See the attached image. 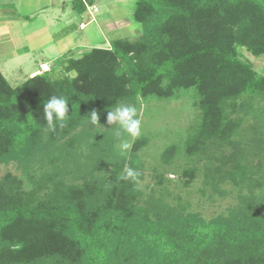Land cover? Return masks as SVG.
I'll return each mask as SVG.
<instances>
[{
    "label": "trees",
    "instance_id": "16d2710c",
    "mask_svg": "<svg viewBox=\"0 0 264 264\" xmlns=\"http://www.w3.org/2000/svg\"><path fill=\"white\" fill-rule=\"evenodd\" d=\"M98 1L69 4L81 15ZM134 1V40L69 49L56 78L51 68L12 87L0 73V165L17 172L0 175V264H264V71L241 52L264 56V0ZM54 95L69 112L53 130L43 104ZM180 98L195 121L152 173L159 187L171 172L185 187L200 177L210 200L234 196L208 220L165 187H140L149 134L124 151L107 123L120 104ZM127 167L137 182L117 180Z\"/></svg>",
    "mask_w": 264,
    "mask_h": 264
},
{
    "label": "rangeland",
    "instance_id": "374dc122",
    "mask_svg": "<svg viewBox=\"0 0 264 264\" xmlns=\"http://www.w3.org/2000/svg\"><path fill=\"white\" fill-rule=\"evenodd\" d=\"M0 1H2L0 2V12L8 13L10 18H16L19 14L25 13L15 5H8L10 3L7 2L8 0ZM46 3L47 0H40L38 5L42 7ZM51 8L49 7L42 12L44 18H41L40 14L33 17L35 18L33 21L35 27L31 26V23L22 30L28 41V47L18 49L21 55L17 54L18 51L14 42H11L6 35H0V73L12 87L20 85L27 77L35 76L44 69H47L45 72L50 73L52 68L51 76L53 78L59 77L62 68L58 65V59L68 51L67 46H70L71 43V53H68V56L78 58L94 47L109 48V42L112 40L119 38L134 40L140 35V28L132 20V13L135 9L134 0H99L96 7H89L87 13L81 15L73 11L69 4L60 18L53 14V10L55 13L58 12L57 6L53 5ZM38 21L45 23L41 24ZM80 22L84 23L80 26V28H84L83 30L78 29ZM68 23L72 24L74 30L70 35H65ZM4 27L3 24L0 25V32L4 33ZM37 30H40L39 34L36 32ZM32 36L35 38L33 41ZM65 38L68 40L63 43L62 40ZM75 38L83 39L85 42L77 41L74 43ZM76 45L79 48H76ZM241 52L243 58L252 65V68L257 73L262 74L264 56L254 58L244 50ZM74 75V73L68 74L69 77ZM138 115L142 121V133L150 136L148 145L143 148L139 157L144 166L139 182L140 187L153 186L158 192L161 191L159 188L165 187L172 198H170L171 201L179 198L180 203L186 204L189 211L199 213L205 220L224 214L225 210L235 202L233 195L222 198L214 195L213 200H210V188L205 189L206 195L201 192L203 187L200 177L190 186L185 187L182 184L184 179L171 172L165 174V179H168L169 182L164 183L163 187H159L156 185V179L152 173L153 170L161 173L167 168L159 160L160 153L166 145L175 140L174 134L176 132L183 133L195 121L196 111L192 108L190 100L180 98L178 100H152L141 103ZM136 138L129 137L127 142L131 143ZM180 162L181 165L183 164L181 168L188 166V162L185 160ZM7 170L17 173L12 165H0V175ZM219 188L221 191L236 193V190L228 183Z\"/></svg>",
    "mask_w": 264,
    "mask_h": 264
},
{
    "label": "clouds",
    "instance_id": "9594fccd",
    "mask_svg": "<svg viewBox=\"0 0 264 264\" xmlns=\"http://www.w3.org/2000/svg\"><path fill=\"white\" fill-rule=\"evenodd\" d=\"M89 7L87 8V10ZM44 118L46 119L49 128L55 129L56 123L62 122L66 119L69 112V100L64 96H52L47 102L43 104ZM87 117L88 124L94 129L99 124L97 112L93 110ZM107 123L110 129L113 125L115 128V135L122 138V149L127 151L131 148V144L125 142L126 137L136 138L142 134V121L138 118V112L134 105L120 104L108 112ZM104 128V127H103ZM105 129V128H104ZM140 173L132 168L127 167L123 175L117 177V180L131 181L133 183L138 181Z\"/></svg>",
    "mask_w": 264,
    "mask_h": 264
},
{
    "label": "crops",
    "instance_id": "0c3cea01",
    "mask_svg": "<svg viewBox=\"0 0 264 264\" xmlns=\"http://www.w3.org/2000/svg\"><path fill=\"white\" fill-rule=\"evenodd\" d=\"M69 1L71 0H47V3L42 6V7H39V2L40 0H8L7 2H10L8 3V5H15L18 7L19 10H23L25 13L23 15H18L16 18H10L8 17V13H3L4 11H2V13L0 12V25L3 24L5 27L3 29V32H0V35L3 34V36L6 35V37L9 38V40L11 42H14L16 44V49L18 51L19 48H25V47H28V41L25 37V35L22 33L23 29H26L27 26H29L31 23V26L35 27L33 23L34 19L33 17H36V15L41 16V18H44V15H43V11H45L46 9H48L49 7H53V5L57 6V9L58 12H54L53 10V14L56 16V17H59L60 18V15L63 14L66 9H67V6L69 5ZM2 2V1H0ZM61 4V6H60ZM97 4H95L93 7H96ZM52 9V8H51ZM54 9V8H53ZM93 11V10H92ZM95 12H96V8H95ZM87 13V12H85ZM87 19H88V16H87ZM59 20V19H58ZM46 22V20H44ZM87 21V20H86ZM20 22V23H19ZM40 22L41 24H44L45 22H41V21H38ZM102 24L103 21H102ZM81 25H84V23L80 22L78 24V29L79 30H83L84 28H80ZM67 31H66V34L65 35H70V33H73V26L71 23H68V27H66ZM70 29V31H69ZM38 34L40 32V30H37L36 31ZM35 38L32 36V41L34 40ZM68 39H63L62 42L65 43V41H67ZM85 42V40L83 39H78V38H75V40H73L74 43L76 42ZM106 43V42H105ZM65 45V44H63ZM72 46V43L70 46H67V48L65 47V49L69 50L70 47ZM77 46V45H76ZM76 48H79L78 46ZM15 49V50H16ZM18 55H21V52L18 51L17 52Z\"/></svg>",
    "mask_w": 264,
    "mask_h": 264
},
{
    "label": "built area",
    "instance_id": "2783aa9c",
    "mask_svg": "<svg viewBox=\"0 0 264 264\" xmlns=\"http://www.w3.org/2000/svg\"><path fill=\"white\" fill-rule=\"evenodd\" d=\"M41 68V67H40ZM43 69H44V67H42ZM45 70H47V69H44L42 72H45Z\"/></svg>",
    "mask_w": 264,
    "mask_h": 264
}]
</instances>
